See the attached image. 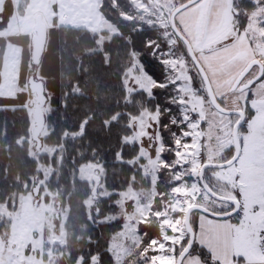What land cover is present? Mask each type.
I'll return each instance as SVG.
<instances>
[{
  "label": "rangeland",
  "instance_id": "374dc122",
  "mask_svg": "<svg viewBox=\"0 0 264 264\" xmlns=\"http://www.w3.org/2000/svg\"><path fill=\"white\" fill-rule=\"evenodd\" d=\"M119 1L0 0V38L4 37L0 44V97H16L19 91L27 93L22 102H0V108L24 106L33 120V94L28 78L34 74L36 79L45 80L40 65L35 66L31 56L38 17L46 23L48 39L54 27L63 24L121 34L127 15L132 16L135 31L159 29L160 41L149 55L133 53L124 78L129 96L144 90L147 97L154 96L156 101L139 102L140 113H132L128 122L131 133L123 137L128 144L139 145V154L128 161L118 159L131 164L140 176L133 172L127 188L117 191L108 183L104 163L85 161L71 171V179L75 175L92 190L98 188L97 194L84 199L92 226L123 219V228L111 234L107 243L110 264H176L189 241L184 221L189 206L199 203L217 212L234 208L207 193L201 183V167L204 162H224L234 155L233 128L239 116L215 109L187 46L171 28L172 10L183 0H129L130 11L124 10ZM105 3L106 12L115 18L110 19L103 12ZM246 13L249 15L245 18ZM177 22L209 72L223 106L241 108L247 113L239 131L240 159L229 167L208 169L207 181L216 193L241 201V211L231 218L241 219L248 239L241 242L237 230L241 226L237 227V250L240 253L242 247L253 264H264V71L256 83L241 88L261 73L258 66H253L237 89L233 88L252 59L258 58L264 65V0H200L181 11ZM13 35L23 37L17 41L11 39ZM23 60L27 72L22 82L19 77ZM45 81L48 115L54 104ZM49 133L47 121L40 144L31 130L29 151L38 160L41 174L34 177L28 193L18 195V206L13 204L14 199L8 201L12 245H8V236L5 239L0 234V263L102 264L99 254L88 258L69 249L72 243L83 247L82 243L92 238L77 235L66 227L67 186L49 185L56 172L60 176L62 165L51 159L58 154L59 160L63 147L49 145L45 141ZM39 184L42 189L36 196L32 189ZM70 185L71 191L76 190L75 184ZM113 193H118L117 213L97 216ZM109 202L105 201L108 207ZM205 216L208 215L194 211V227Z\"/></svg>",
  "mask_w": 264,
  "mask_h": 264
},
{
  "label": "trees",
  "instance_id": "16d2710c",
  "mask_svg": "<svg viewBox=\"0 0 264 264\" xmlns=\"http://www.w3.org/2000/svg\"><path fill=\"white\" fill-rule=\"evenodd\" d=\"M119 2L124 8V0ZM106 11L105 3L103 12L110 19L114 17ZM248 15L243 14V17ZM124 19V32L121 34L64 24L54 27L48 39L44 60L39 64L40 72L49 84L54 104L53 110L46 115L50 133L45 141L49 145L63 147L60 159L57 158L58 154L51 159L57 165H62L60 176L56 172L49 180V185L67 186L64 188V199L69 207L66 221L68 230L92 238L91 241H84L83 247H75L72 243L69 249L73 254L86 255L88 258L99 254L102 264H110L111 255L107 243L111 234L123 228V219L92 226L84 199L90 194L95 195L94 190L85 180L78 179L75 175L71 179V171L85 161L104 163L108 183L117 191L127 188L133 172L140 176L131 164L124 163L139 154V145L128 144L123 137L131 133L128 122L132 113H140L139 102L152 103L155 97H147L144 90L131 94L130 97L124 78L133 53L138 51L149 55L154 45L160 41V34L155 27L135 31L133 22L128 18ZM21 37L23 36L13 35L11 39L19 41ZM153 40L156 42L151 44ZM3 42L4 37H1L0 44ZM25 60L19 77L22 82L27 72ZM26 94L25 91H19L16 97H0V102H22L26 99ZM32 122L24 106L0 108V194H8V201L20 193H28L35 181L34 177L41 174L38 160L29 151L28 138ZM21 138H24L23 142L19 141ZM119 157L125 161L120 162ZM71 183L75 184L76 190L71 191ZM117 195L118 193H113L105 200H111L110 207L104 201L97 216L117 213ZM140 231L143 232L142 229ZM153 232L151 228L150 234ZM196 249L195 243L194 251ZM201 255L207 264H220L206 250H201Z\"/></svg>",
  "mask_w": 264,
  "mask_h": 264
},
{
  "label": "water",
  "instance_id": "95a60500",
  "mask_svg": "<svg viewBox=\"0 0 264 264\" xmlns=\"http://www.w3.org/2000/svg\"><path fill=\"white\" fill-rule=\"evenodd\" d=\"M200 0H186L183 4L180 6L174 8L172 10V15H171V24L173 26V29L177 36H179L182 41L185 43L187 46L191 59L194 61L196 68L198 72L201 73L204 85H206V90L208 97L210 98V101L212 105L220 111L223 114H235L239 116V121L236 123V125L233 128V144L235 145V152L234 155L228 159V161L224 162H213V161H207L204 162V164L201 167V183L203 184L204 189L207 191L209 195L214 197L216 200H220L226 203H231L233 205V209L231 211L227 212H221V211H214L211 208H208L207 206H204L199 203H193V205L189 206L187 208V212L185 215V227L187 233H189V241L186 244V247L183 248L181 253L178 256V260L176 264H183L185 257L189 255L194 247H195V242H196V237L197 233L195 231V227L193 225L192 221V216L194 211H199L205 215H208L212 218L215 219H228L231 218L232 216L238 214L241 209V201L238 198H235L233 196L227 197L224 195H221L219 193H216L213 188L211 187L210 183L207 181V170L210 168H216V167H229V165H232L236 163L240 159V155L242 152V145L240 143V129L242 125L245 123V119L247 117V113L244 109L241 108H228L223 106L221 103L219 97L216 94L214 84L211 81L209 72H207L206 67L204 66L202 60L199 59L196 49L194 48L190 38L188 36H185L180 29L179 25L176 22L177 15L181 13L185 8L196 4ZM38 23L35 28V33L32 37V43H33V48H32V62L35 66H39V64L42 62L44 58V53L47 48L48 44V37H49V32L47 30L46 23L44 22L43 18L38 17ZM256 64H260V70L261 73L257 75L256 77L252 78L247 82V84L243 85L241 88H248L256 81H258L261 76L263 75V69L264 65L260 59H253L252 61L249 62V64L245 67L244 70H242V73L237 77L236 81L234 82V89H237V87L240 85L241 80L249 73L250 69L255 66ZM29 83H30V89L31 92L34 94V99L31 101V104L34 105V112H33V117H34V123H33V129H34V137L38 142H42L40 135L42 131L44 130L43 128L45 127L47 123V117H46V106H47V100L48 96L46 91V85L45 81L40 79H36V76L34 74H31L29 77ZM97 183L99 182V178H97ZM36 195L40 193L39 187H36L34 189ZM98 191L97 187H94V193L96 194Z\"/></svg>",
  "mask_w": 264,
  "mask_h": 264
},
{
  "label": "crops",
  "instance_id": "0c3cea01",
  "mask_svg": "<svg viewBox=\"0 0 264 264\" xmlns=\"http://www.w3.org/2000/svg\"><path fill=\"white\" fill-rule=\"evenodd\" d=\"M195 226L197 233V249L185 257L183 264H207L201 255V250H206L220 264H253L244 254L241 247L240 253L236 228L241 235V242L247 241L248 233L245 232L243 223L239 218L215 219L210 216L200 217ZM239 254H238V253Z\"/></svg>",
  "mask_w": 264,
  "mask_h": 264
},
{
  "label": "flooded vegetation",
  "instance_id": "af4514ba",
  "mask_svg": "<svg viewBox=\"0 0 264 264\" xmlns=\"http://www.w3.org/2000/svg\"><path fill=\"white\" fill-rule=\"evenodd\" d=\"M186 0H183V3L185 2ZM129 4H131V2L129 1V0H124V2H123V6H124V10L126 9L127 11H130V9L129 8H131V6H129ZM172 15V14H171ZM179 15V14H178ZM178 15H177V17H178ZM126 17H128V19H130L131 20V15H127ZM125 17V18H126ZM176 22H177V18H176ZM177 24H178V22H177ZM170 25H171V28H172V30L174 31V29H173V26H172V24H171V18H170ZM179 25V24H178ZM179 27H180V29L182 30V32H183V34L185 35V36H187V34L184 32V30L182 29V27L179 25ZM36 28V27H35ZM35 30V29H34ZM35 33V32H34ZM174 33H175V31H174ZM176 34V33H175ZM177 35V34H176ZM182 40V39H181ZM254 59H258V58H254ZM253 60V59H252ZM251 60V61H252ZM255 66H258L259 68H260V64L258 65V64H256ZM254 66V67H255ZM253 67V68H254ZM252 68V69H253ZM251 69V70H252ZM244 70V69H243ZM30 84V83H29ZM46 84V83H45ZM31 90V89H30ZM32 94H33V92H31ZM33 99H34V94H33ZM33 112H34V108H33ZM32 117H33V114H32ZM33 123H34V117H33V122H32V127H31V130L33 131V135H34V129H33ZM45 128V127H44ZM43 128V129H44ZM43 132V131H42ZM42 134V133H41ZM40 138H41V135H40ZM42 141V140H41ZM40 143V142H39ZM40 144H42V142L40 143ZM62 159V158H61ZM36 187H39V191H40V193H41V189H42V185H37V186H34L33 187V191H34V189L36 188ZM32 188V187H31ZM40 193L38 194V195H36V193H35V191H34V194L36 195V196H39L40 195ZM17 195L15 196V198H14V202H13V204L15 205V206H18V200H17ZM4 207H6V211L3 209ZM7 212V213H6ZM0 234L3 236L4 235V238L6 239V237L8 238L7 239V242H8V245H12V241H11V229H10V217H9V205H8V194L6 195V196H3L2 194H0ZM4 242V241H3ZM1 243V242H0ZM5 243V242H4ZM1 264V263H0Z\"/></svg>",
  "mask_w": 264,
  "mask_h": 264
}]
</instances>
